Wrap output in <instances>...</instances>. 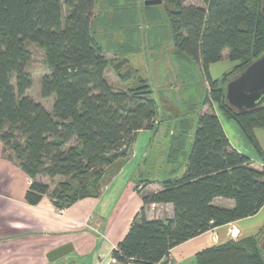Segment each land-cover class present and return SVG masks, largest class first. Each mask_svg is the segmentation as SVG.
Instances as JSON below:
<instances>
[{
    "label": "trees",
    "instance_id": "16d2710c",
    "mask_svg": "<svg viewBox=\"0 0 264 264\" xmlns=\"http://www.w3.org/2000/svg\"><path fill=\"white\" fill-rule=\"evenodd\" d=\"M163 1L175 48L201 67L208 84L204 105L211 111L197 118L184 172L164 180L156 193L137 187L144 206L112 253L120 264H160L175 247L264 207V168L255 169L233 148L213 111L216 105L236 121L262 154L256 131L264 130V105L240 114L228 104L226 86L264 54L263 1L203 0L204 7ZM96 6L97 0H0V144L5 158L29 176L31 205L47 196L64 210L97 197L104 177L129 158L138 133L159 124L153 87L134 79L128 61L108 59L93 36ZM28 43L45 53L49 73L41 80V96L54 98L51 112L27 95L33 86ZM225 51L237 66L214 80L209 68ZM109 68L122 82L134 80L132 87L115 90ZM45 178L63 180L51 187ZM216 198L235 205L218 207ZM167 204L174 207L172 219L147 218L148 206ZM197 263L264 264L261 237L205 249Z\"/></svg>",
    "mask_w": 264,
    "mask_h": 264
},
{
    "label": "crops",
    "instance_id": "0c3cea01",
    "mask_svg": "<svg viewBox=\"0 0 264 264\" xmlns=\"http://www.w3.org/2000/svg\"><path fill=\"white\" fill-rule=\"evenodd\" d=\"M197 6L204 7L205 4ZM169 41L171 48L168 52L162 51V48L143 51L131 47L119 54L121 60L128 61L134 79L142 78L149 83L154 80L156 88L153 89L160 104V119L155 130H142L138 133L129 158L119 163L116 173L109 171L104 177L97 197L79 200L64 210L57 209L47 196L38 205L29 204L26 195L30 188V178L20 167L5 158L3 145L0 144V264H114L113 251L124 240L136 215L144 206L137 192V187L141 188L140 182L144 181L142 179L148 172L143 166L161 168V179L150 180L147 185L151 193L162 190L161 183L164 180L178 178L184 172L197 129V118L211 110L204 104H194L185 110L176 105L175 110L162 101L167 91L163 86L173 84L175 74L179 78L177 72L181 67L193 64L195 72H200V75L202 73L198 64L177 51L172 33ZM169 57H176L175 62H168ZM224 62L227 63L225 69L215 72L214 69ZM236 66V63L228 59V51H225L223 60L212 64L209 72L217 80ZM167 68L172 72L168 76ZM185 82L186 77L183 76L179 92L174 94L180 103L185 102L181 92L190 88ZM206 87L208 91L207 83ZM199 103L202 104V100ZM213 111L233 148L250 158L255 169L262 170L264 145L259 143L262 154L258 155L236 121L227 118L216 105ZM163 122L170 123L165 136L168 140L166 148L161 142H156L157 146L152 145ZM256 138L262 141L264 130H257ZM178 150L181 151L177 157L171 158L170 153ZM213 204L228 209L235 205L234 201L224 198H216ZM153 207L157 213L147 209L149 220L174 217L171 204ZM255 236L261 237L264 250V207L253 217L216 228L175 247L160 264H198L197 255L205 249ZM65 246H70L71 251L51 262L49 254Z\"/></svg>",
    "mask_w": 264,
    "mask_h": 264
},
{
    "label": "rangeland",
    "instance_id": "374dc122",
    "mask_svg": "<svg viewBox=\"0 0 264 264\" xmlns=\"http://www.w3.org/2000/svg\"><path fill=\"white\" fill-rule=\"evenodd\" d=\"M186 4L197 6L204 4V2H200L199 0H186ZM165 12V6L163 4L146 6L143 0H97L95 20L93 23V36L103 49L107 58L111 61H124L119 58V54L124 51V49L127 50L131 47L143 51L148 49L154 51L162 48V51L168 52L171 48V43L169 41L171 31ZM27 48L31 53V59L26 65V71L33 79V86L27 92V95L34 101L41 103L45 108L52 109L54 98L43 99L41 96V80L44 75L49 73L46 65L45 53L35 44L28 43ZM167 60L168 62H175L176 57H169ZM225 62L216 67V69H214L215 72L225 69L227 66V63ZM171 73L172 72L167 68L166 76ZM177 75L179 78L175 77L176 74L173 76V84L162 85L164 88H167L165 97L162 101H165V103L168 106L170 105L171 108L174 107L175 110L176 105L180 106V108H183L184 110L194 104L196 106L203 105L207 98V87L202 73L201 77L200 72L199 74L195 72V65L190 64L188 66L185 65L181 67V70L179 73L177 72ZM183 76L186 77L185 83L188 84L190 88L181 92V96L185 102L180 103L179 99L174 94H178V88ZM107 79L115 90H128L132 87V83L134 82V80L130 83L120 81L112 68H109L107 71ZM12 80L13 83H15V79L13 78ZM168 81H170V77L168 78ZM150 85L152 87L155 86L154 80H151ZM200 100H202V104L199 103ZM166 115L167 114L165 113V117ZM169 124V122H163L154 138L155 140L153 141V146H157L156 142H161L162 146L165 148L167 147L168 140H166L167 137L165 136ZM258 141V143H262V145H264V139H262V141ZM158 165H162V163H159ZM143 169L148 172L144 175L142 179L144 181L140 182V186L144 191V194H147L151 193L147 189V185L150 183L149 181L161 179V168L151 167L149 165V168L143 166ZM42 180L51 187H54L63 179L56 178L54 180H50L45 178ZM147 209L149 212H153L154 214L157 213L153 205L148 206Z\"/></svg>",
    "mask_w": 264,
    "mask_h": 264
},
{
    "label": "water",
    "instance_id": "95a60500",
    "mask_svg": "<svg viewBox=\"0 0 264 264\" xmlns=\"http://www.w3.org/2000/svg\"><path fill=\"white\" fill-rule=\"evenodd\" d=\"M146 6L163 4V0H144ZM264 14V1L262 4ZM228 104L240 114L253 111L264 105V54L235 76L226 86ZM98 173V172H97ZM71 251L70 246L57 249L48 256L55 262Z\"/></svg>",
    "mask_w": 264,
    "mask_h": 264
},
{
    "label": "built area",
    "instance_id": "2783aa9c",
    "mask_svg": "<svg viewBox=\"0 0 264 264\" xmlns=\"http://www.w3.org/2000/svg\"><path fill=\"white\" fill-rule=\"evenodd\" d=\"M114 264H120L116 259L113 261ZM73 264H78V263H73Z\"/></svg>",
    "mask_w": 264,
    "mask_h": 264
}]
</instances>
